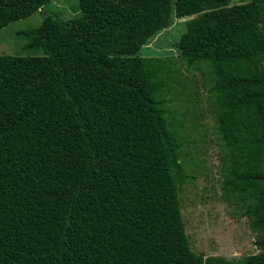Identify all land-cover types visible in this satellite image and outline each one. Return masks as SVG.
<instances>
[{
	"label": "trees",
	"instance_id": "obj_1",
	"mask_svg": "<svg viewBox=\"0 0 264 264\" xmlns=\"http://www.w3.org/2000/svg\"><path fill=\"white\" fill-rule=\"evenodd\" d=\"M49 2L0 0V28ZM77 2L22 31L39 54H0V264H232L189 247L171 58L138 54L170 14L193 16L178 56L213 79L223 197L249 198L259 251L235 264H264V0Z\"/></svg>",
	"mask_w": 264,
	"mask_h": 264
},
{
	"label": "rangeland",
	"instance_id": "obj_2",
	"mask_svg": "<svg viewBox=\"0 0 264 264\" xmlns=\"http://www.w3.org/2000/svg\"><path fill=\"white\" fill-rule=\"evenodd\" d=\"M238 2L240 0H232ZM77 0H50L29 16L0 28V54L36 55L27 48L22 31L36 27L44 13L59 11L62 21L79 14ZM193 16H169L168 24L154 32L141 45L143 57H167L171 74L162 90L161 107L167 126L178 141V160L186 178L177 188L179 209L191 251L219 256L235 264L247 254L256 253L257 233L248 226L243 214L248 197L226 200L220 189L221 157L226 148L217 130L213 105V79L203 64L186 66L178 56L176 43ZM234 262V263H233Z\"/></svg>",
	"mask_w": 264,
	"mask_h": 264
}]
</instances>
